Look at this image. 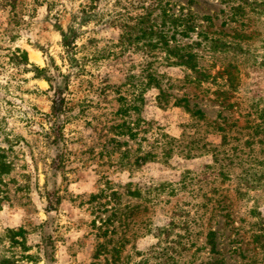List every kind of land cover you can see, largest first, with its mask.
I'll return each instance as SVG.
<instances>
[{"label": "rangeland", "instance_id": "rangeland-1", "mask_svg": "<svg viewBox=\"0 0 264 264\" xmlns=\"http://www.w3.org/2000/svg\"><path fill=\"white\" fill-rule=\"evenodd\" d=\"M255 3L0 0V264H264ZM182 12L197 30L172 32L166 15ZM124 24L136 27L119 41ZM145 24L191 44L199 76L164 50L148 56Z\"/></svg>", "mask_w": 264, "mask_h": 264}, {"label": "trees", "instance_id": "trees-1", "mask_svg": "<svg viewBox=\"0 0 264 264\" xmlns=\"http://www.w3.org/2000/svg\"><path fill=\"white\" fill-rule=\"evenodd\" d=\"M240 1L242 4L248 3V6H251V8L258 7V5H256L255 3V0H240ZM80 11L82 12L84 16L82 17V20L87 21L86 18H89V16H91L89 10H86L84 6H81ZM163 13L166 14L165 11H163ZM147 14L149 15L150 13H146V14H143L142 16H139L140 18L139 23H145L146 19L148 18L146 16ZM166 16L171 18V23L173 25L171 27L172 32H176L177 27L180 25H183V32L184 31L185 32L195 31L198 29V25L195 24L193 21H190L188 19L189 17L187 18V16H190L189 14H186L183 12L179 14L170 13V14H167ZM118 19L120 18L116 17V18H113V20L111 21H116ZM124 27L127 29V31L124 33V35L120 37L119 41L124 40V39L130 40V38L133 36L131 31L135 29L136 26L124 24ZM139 31L142 37L143 36L152 37L154 35V39L150 41L148 44L149 49L144 50L146 51L148 56L153 57L154 53L152 51L154 50H160V51L164 50L168 56L174 57L175 63L185 65L187 68L191 69L196 74V76L197 75L199 76L200 72L197 69V61H196L197 54L191 49V44H178L174 42L171 43L170 42L171 36L169 37L167 35L166 30L161 29L159 27H154V25L145 24L142 28L139 29ZM201 32H197L196 34L201 35ZM76 33L77 31L74 28H70L66 31L61 32L62 34L61 45L64 48V52H67L66 60L69 61L70 64H72V62L77 63V58L75 57V52H74L77 47L75 44V38L78 35ZM205 39H208V36H205ZM208 40L212 44L216 45V47H220V49L222 50L232 48V46L229 43L218 42V40L214 38H209ZM20 51L22 53V57L27 62L26 51L24 49ZM146 77L150 80L151 79L154 80V77L150 74H148ZM46 79L49 80V78H46ZM163 94H164L163 91L160 90L159 98H161ZM64 103H65V98L61 95L60 91H56V95L54 98V104L52 108L53 112L55 114L60 113L61 110H63L64 108ZM141 158H143V156H141ZM207 242L211 245V249L214 250L216 243L214 241V233L212 231L208 233Z\"/></svg>", "mask_w": 264, "mask_h": 264}, {"label": "bare ground", "instance_id": "bare-ground-1", "mask_svg": "<svg viewBox=\"0 0 264 264\" xmlns=\"http://www.w3.org/2000/svg\"><path fill=\"white\" fill-rule=\"evenodd\" d=\"M34 52V51H33ZM35 53V52H34ZM32 57H35L33 54L31 55Z\"/></svg>", "mask_w": 264, "mask_h": 264}]
</instances>
